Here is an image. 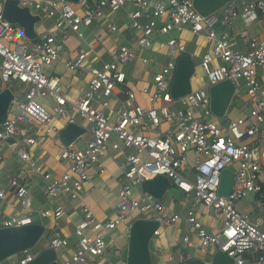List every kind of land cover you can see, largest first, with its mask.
Segmentation results:
<instances>
[{"label":"built area","instance_id":"1","mask_svg":"<svg viewBox=\"0 0 264 264\" xmlns=\"http://www.w3.org/2000/svg\"><path fill=\"white\" fill-rule=\"evenodd\" d=\"M3 1L0 3V81L15 80L27 89L23 100H13L16 111L0 124V158L7 148L19 159L15 174L7 177L5 186L0 185V202L4 203L0 207V228L30 224L35 212L40 217H61L65 210L58 197L65 194L77 201L83 218L74 226L75 251L62 264H86L89 256L105 258L108 254L105 236L129 222L135 213L158 223L152 237L159 235L162 227L175 225L179 215L162 214L164 205L141 188L142 182L164 175L187 198L185 220L195 230L197 242L192 243L185 236L182 239L186 245H194L205 257L220 250L233 259V264H246L245 255L254 253L251 264H264V232L250 222L248 212L237 207L239 201L253 196L254 209L264 210V94L258 75V68L264 74V27L253 34L243 32L244 49L226 31L219 33L214 28L216 23L226 26L234 18L246 24L256 21L259 13H264V0H230L217 16L201 15L194 9L192 0H95L93 4L89 0H17L19 6L34 8L42 17L53 19L57 29V32L38 34L30 48L19 42L14 24L3 17ZM76 4L83 8V13L78 12ZM125 5L132 6L127 14L132 28L138 31L137 38L129 45L109 46L110 60L89 65L87 86L75 102L69 101L61 92L59 78L48 76L44 67L63 50L68 32L80 35V28L104 16L106 8L116 11ZM142 18L146 19L145 23L141 22ZM108 28L117 29L111 22ZM184 29L205 34L210 44L200 60L208 84L180 97L171 96L176 58L186 53V47L170 37L165 42L169 59L152 73L151 82L139 90V95L148 101L144 106L137 92L127 85L125 66L137 59L142 65L148 64L149 59L137 51L150 47L158 35L180 33ZM91 52L89 48L70 57L66 67L70 70L84 67ZM214 60L220 64L214 65ZM224 80L235 84V93L240 87L244 89L248 108L247 116L219 125L212 119L208 87ZM47 95L54 99L51 109L38 101ZM113 95L119 101L115 110L106 112L93 105L97 102L106 108ZM69 108L82 117L90 138L81 148L65 146L59 152V159L67 164L66 168L59 175L52 174L30 154L29 147L38 142L34 136H24L20 125L36 124L44 135L56 132L54 117L75 123ZM125 149L130 151L125 153ZM110 151L122 154L123 159L118 163L122 180L116 187L118 201L114 215L101 220L83 201L81 193L90 182L92 166L99 174L105 172L101 159ZM230 165L235 166L232 191L222 196L218 194L221 171ZM29 172L41 175L44 181V204L36 211L31 208L33 199L25 182ZM95 188L91 186V191ZM10 198L17 201L22 212L13 209ZM196 204L218 213L223 225L208 232L197 217ZM8 209L13 212L6 213ZM67 245L68 240L54 230L48 247L56 250ZM112 253L120 254L118 248ZM35 256L30 248L5 259L7 264H26ZM201 260L206 263L208 258Z\"/></svg>","mask_w":264,"mask_h":264},{"label":"crops","instance_id":"2","mask_svg":"<svg viewBox=\"0 0 264 264\" xmlns=\"http://www.w3.org/2000/svg\"><path fill=\"white\" fill-rule=\"evenodd\" d=\"M161 1L167 2V0ZM94 2L95 0H89V4H93ZM131 7V5H125L116 11H111L106 8L104 10V16L95 19L90 26H82L80 28V35L72 31L68 32L67 39L63 41V50L60 51L58 57L51 64L44 67V71L48 76H57L59 78L61 92L69 101L75 102L81 95V91L87 86L89 78L87 67L89 65H100L102 61L110 60L108 53L109 46L129 45L137 38L138 31L132 28L127 14ZM77 10L79 13H83V8L78 5ZM30 11L40 17L34 25L37 35L44 32H57V29L54 26V21H52L53 19H50V21L45 20V22H51L50 25H46L45 22L38 23L41 21V14L39 12H33L32 8ZM218 13H220V11ZM110 22L116 26V30L112 31L108 28ZM141 22L145 23L146 19L142 18ZM263 27L264 13H259L258 19L250 24H246L240 18H234L226 26L219 23L214 25V28L219 33L226 31L230 38L236 39L242 49L245 48V45L242 43L243 32H246V34H253L260 32ZM16 35L18 40L27 48H30L32 43H34L23 34L22 28L19 26L16 29ZM20 37L22 39H20ZM170 37H175L183 42L186 47V53L191 57L192 63L195 67V74H193V77H195L194 81L196 82V86H192V89H200L208 84L207 78L204 76L200 67L201 55L210 48V44L207 42L205 34H194L190 30L184 29L180 33L170 32L167 35H158L150 47L137 51L138 55H145L149 59L148 64L142 65L137 59L134 64L125 66V70L128 74L127 85L137 92L138 98L144 106L148 104V101L144 95H139V90L142 85L151 82L152 73L157 71L161 65L169 59L165 42ZM89 48L92 49V52L86 57L84 67L76 68L74 70H70L66 67L65 64L70 57L77 56L79 53L87 51ZM178 57L179 56H177V58ZM194 60L197 61V65L194 64ZM213 64H220V61L214 60ZM258 75L264 94L263 69L258 68ZM192 80L193 78H191V84ZM5 88H8L12 92L14 95L13 100L19 102L24 99V93L27 86L15 80H9L7 82L0 81V91ZM116 91L117 90H115V92ZM117 93H119V91H117L116 94ZM239 94L241 96L240 99L242 100V104L239 109L234 111L232 107V110L229 112L231 113V116L229 117L230 120L247 116V96L245 92L240 93V91H238L234 93V98L236 99V96ZM117 97L119 99L122 98L119 94ZM117 97L113 95L109 106L106 108H102L97 102H94L93 105L100 107L106 112H111L119 107ZM13 100L8 107L7 116L12 115L16 111V107L12 103ZM40 103L48 109H51L54 104V99L51 95H47L40 99ZM68 112L74 117L75 123L84 127V120L75 110L69 108ZM112 117L115 118V113H112ZM53 123L57 127V131L47 135L42 134V130L36 124H22L20 125V130L24 136H34L38 142V144L29 147L30 154L38 159V162L43 166L44 170H47L52 174H57L56 172H63L67 165L59 159V152L65 147L60 139L59 131L66 123L65 120H61L57 117H54ZM89 138L90 134L86 131L79 136L72 145L81 148ZM129 151V149L124 150L125 153ZM122 159L123 157L121 153L110 151L101 159L106 169L103 174H99L95 166H92L89 169L90 182L85 185L84 191L81 194L83 201L90 206L91 211L98 219L102 220L114 215L118 201L116 187L122 180L118 163H120ZM18 165L19 159L17 155L10 149H4L0 158V185L5 186L7 177L15 174ZM25 182L33 199L31 208L36 211L44 204V181L41 175L29 172ZM91 186L96 188L91 191ZM10 199L14 204L13 209L22 212L17 201L14 198ZM158 199L164 205L162 214L170 216L175 213L179 215V218L174 226L162 227L159 235L150 238L149 250L151 264H181L193 258H204V260H206L207 258L205 255L201 254L194 245H186L182 239V237L186 236L189 237V240L192 243L197 242L195 230L185 220V207L187 202L185 195L179 192L173 185L169 184L163 196ZM58 202L65 210L64 215L61 217H40L37 212H35L33 217L37 218L36 223L42 224L45 228L44 236L46 237V243L43 245L42 249L48 248V241L51 236L54 235V230L58 231L60 236L68 240V245L66 247L56 249V263L62 264L63 261L75 251L77 236L74 234V226L83 218V213L76 205L77 201L72 200L68 195H60L58 197ZM240 202L237 203V207L241 206ZM3 206L4 203L0 202V207L3 208ZM13 209H8L5 212L11 213L13 212ZM195 210L198 219L202 221L208 232H214L223 225V218L213 210H208L200 204H196ZM249 218L250 222L253 224H256L257 226L260 225V220L254 222L251 219L250 214ZM129 226L130 224L128 221L124 222L112 233L105 236L108 251L106 257L94 258L89 256L86 264H125L129 232L127 229ZM115 248L119 249V255H114L112 253V250ZM254 258V253H247L245 255L246 264H251V261Z\"/></svg>","mask_w":264,"mask_h":264},{"label":"water","instance_id":"3","mask_svg":"<svg viewBox=\"0 0 264 264\" xmlns=\"http://www.w3.org/2000/svg\"><path fill=\"white\" fill-rule=\"evenodd\" d=\"M77 2L78 0H70ZM230 0H192L194 9L203 16H212ZM2 15L12 24L22 28L23 34L32 42L36 41L37 33L34 25L40 19L28 7H21L17 0H4ZM195 67L189 54H181L176 60L170 94L180 97L192 90L191 77ZM235 84L231 80H224L208 87L210 110L215 117H223L232 110L236 103L234 98ZM12 92L5 88L0 91V123L7 117L8 107L13 100ZM86 129L77 123H66L59 131V136L65 146L72 144ZM234 172L230 167L221 171L218 194L227 196L232 191ZM169 186V180L164 175H157L151 180L142 182L143 191L157 198L163 196ZM158 223L150 219H136L129 226L128 249L125 264H151L149 242ZM44 226L32 222L27 225L0 228V262L12 254L30 249L44 236ZM203 262L200 258H193L181 264H233V259L226 253L216 250ZM57 260L54 248L40 250L32 261L26 264H50Z\"/></svg>","mask_w":264,"mask_h":264},{"label":"rangeland","instance_id":"4","mask_svg":"<svg viewBox=\"0 0 264 264\" xmlns=\"http://www.w3.org/2000/svg\"><path fill=\"white\" fill-rule=\"evenodd\" d=\"M0 3H1V0H0ZM77 5V4H76ZM32 11L33 12H39L38 10H36V9H34V8H32ZM219 12V11H218ZM215 13V15L217 16L219 13ZM40 13V12H39ZM41 14V13H40ZM41 17H42V14L40 15ZM45 20L46 21H50V19H46V18H44V17H42L41 18V21H39L38 23H44L45 22ZM53 21V20H52ZM37 23V24H38ZM45 24L46 25H50L51 24V22H45ZM217 26V25H216ZM14 27L17 29V27H18V25L16 26V24L14 25ZM20 39H22L21 37H20ZM20 42V41H19ZM21 43V42H20ZM194 64L195 65H197V61L196 60H194ZM191 78H193V80H192V86H196V82L194 81V79H195V77H193V75H192V77ZM261 82V81H260ZM238 90L240 91V93H243L244 92V89L242 88V87H240V88H238ZM240 94L238 95V96H236V99H237V101H236V103L233 105V111L234 110H237V109H239L240 108V106H241V104H242V100L240 99ZM39 102H40V99L38 100ZM231 116V113H226L223 117H214V116H212V119L217 123V124H219V125H225V124H227L228 122H229V120H230V117ZM215 118V119H214ZM230 167H231V169H235V166L234 165H230ZM58 175L59 174H61V171L60 172H56ZM253 200H254V198H253V196H248V197H246L245 199H243L241 202H240V207H238V210H241V211H243V212H248V214H250V216H251V219L254 221V222H256V221H259L260 220V225L258 226L259 227V229L261 230V231H263L264 232V210H256V209H254V207H253ZM143 219V218H145V216L144 215H142V214H140V213H135L133 216H131L130 218H129V224H131L134 220H136V219ZM36 219L37 218H35V217H33L32 218V220H33V222H36ZM46 243V237L45 236H42L39 240H38V242L35 244V246H33L32 248H31V250L34 252V253H38L39 252V250H41L42 249V247H43V245ZM0 264H7V259H5V260H3V261H1L0 262Z\"/></svg>","mask_w":264,"mask_h":264}]
</instances>
